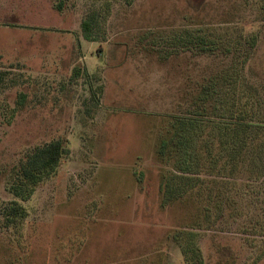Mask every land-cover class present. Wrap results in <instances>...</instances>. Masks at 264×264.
I'll return each mask as SVG.
<instances>
[{
  "label": "rangeland",
  "instance_id": "374dc122",
  "mask_svg": "<svg viewBox=\"0 0 264 264\" xmlns=\"http://www.w3.org/2000/svg\"><path fill=\"white\" fill-rule=\"evenodd\" d=\"M93 13L94 43L81 28ZM196 31L216 50L189 43ZM0 57V264H189L175 233L198 223L206 264H264V135L233 170L206 127L212 201L169 202L177 157L159 153L210 79L207 114L228 117L242 91L264 102V0H0ZM255 110L264 118V103ZM57 140L70 149L57 171L14 196L20 166Z\"/></svg>",
  "mask_w": 264,
  "mask_h": 264
},
{
  "label": "trees",
  "instance_id": "16d2710c",
  "mask_svg": "<svg viewBox=\"0 0 264 264\" xmlns=\"http://www.w3.org/2000/svg\"><path fill=\"white\" fill-rule=\"evenodd\" d=\"M98 15L93 13L87 16L82 24V34L86 41L88 42H98L99 38L96 36L95 32L99 28ZM199 33V34H198ZM202 32L196 31L194 41L189 39V43H194L195 48L198 49L202 54L213 52L216 50L215 42L208 43L207 39L200 34ZM185 36L191 37V35L186 34ZM247 41L248 45L251 48L257 43V39L251 36ZM1 59V57H0ZM76 76L81 74L79 69H76ZM236 80L229 84L230 89L236 96L238 91V86ZM251 92L253 91L252 87L249 88ZM219 94L218 84L213 80H209L207 84H204L199 87V90L196 91L192 112H189V118L186 116H174L175 120V138L166 137L162 140L160 144L159 153L165 159L167 153H169V147L172 146L171 154L176 153L177 162L175 163V170L178 174L172 175V181H167L164 186L165 193H168V201L171 203L180 202L187 203L185 196L189 193H195L201 196L202 191H210L211 194L210 200L213 198V190L206 188V181L202 180L201 172L203 167L202 155L200 154L199 142L203 141L202 137L205 133L206 127H211L217 129V135L214 136V140L219 143L220 151L228 155L229 165H233V170H235L237 163L245 164L248 160L247 155L249 153L248 147H257L258 148V139L261 134L264 135V118H260L255 112L256 106H262L264 102H253V94L247 91H242V98L239 101L233 102V106L226 108V111L229 112L228 117H222L210 113L207 114L204 105L213 95ZM243 98L246 101L243 102ZM227 100V99H225ZM247 107L250 108V112L245 110ZM188 122L190 125L191 133L186 132V128L183 129L185 122ZM179 132V135L177 134ZM207 136H212V134L206 133ZM263 144L261 149L262 153H257L264 155V136H262ZM70 154V149L66 146L63 140H57L51 142L45 146L37 148L33 153H31L27 160L20 166L16 179L17 181L11 186V191L14 196L25 200L32 195L34 188L44 179L50 177L54 174L64 157ZM254 156V155H253ZM264 157V156H263ZM216 163L220 161L219 159L215 160ZM202 162V163H201ZM256 164L257 162H252ZM236 165V166H234ZM259 166V164H258ZM264 167V166H263ZM232 170V172H233ZM264 178L263 174L255 177V179ZM230 178H234L230 176ZM217 183V182H216ZM219 195V192L217 193ZM189 199V198H188ZM218 198L217 207H220ZM18 206V205H17ZM20 209L18 207H12L11 210L17 211ZM194 232L189 231H179L175 233V237L181 238L182 236H188L189 242L188 245L183 246V252L186 256L187 262L189 264H206L199 248L197 245L196 238L199 237L202 230H209L202 228V224H194ZM197 230V231H196Z\"/></svg>",
  "mask_w": 264,
  "mask_h": 264
}]
</instances>
